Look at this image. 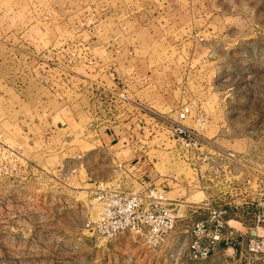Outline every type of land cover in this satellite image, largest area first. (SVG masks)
I'll return each mask as SVG.
<instances>
[{
	"label": "rangeland",
	"instance_id": "obj_1",
	"mask_svg": "<svg viewBox=\"0 0 264 264\" xmlns=\"http://www.w3.org/2000/svg\"><path fill=\"white\" fill-rule=\"evenodd\" d=\"M134 100L167 116L190 102L185 123L245 153L243 175L264 180V0H0V264L235 263L220 251L189 256L191 224L208 215L188 202L156 247L130 230H86L92 194L76 178H109L137 138L153 143L150 122L123 118ZM95 125L120 139L114 155L92 141ZM17 144L19 160L50 170L28 176L8 154ZM63 159L77 167L69 180ZM162 161L163 172L191 174ZM175 184L185 201L206 196ZM229 215L253 223L251 207L231 203Z\"/></svg>",
	"mask_w": 264,
	"mask_h": 264
},
{
	"label": "built area",
	"instance_id": "obj_2",
	"mask_svg": "<svg viewBox=\"0 0 264 264\" xmlns=\"http://www.w3.org/2000/svg\"><path fill=\"white\" fill-rule=\"evenodd\" d=\"M121 95L126 97L123 93ZM124 103L131 106V113L123 118L131 122L151 123L146 129L153 143L137 138L133 145L140 158L149 160L151 168L162 177L161 180L185 182L206 192V196L190 201L177 196L169 197L166 194L167 185L161 180L154 181L146 175V171L132 167L127 159H116V174L96 179L90 189L94 216L85 222L89 234L108 239L121 231L130 230L141 236L147 245L156 247L174 227L176 219L184 215L181 206L188 202L195 209H205L208 215L191 224L192 238L188 247L191 258H207L220 242L232 245L234 237L242 235L247 239L246 249L241 253L242 264H255L257 258L264 256V180L243 175L242 166L247 164L245 153L236 152L186 124L185 120L192 114L190 102H183L174 116L161 114L143 102ZM92 130L98 132L99 128L95 125ZM150 146L155 149L152 155L149 154ZM22 149L23 146L17 144L8 148V154L15 163L19 162L17 166L28 171V176L37 171L47 173L50 170L32 164L27 157L19 160L23 156ZM76 155L77 158L82 157V153ZM159 160H163L165 165L182 161L191 174L187 175L184 170L180 173L183 178H180L174 171L163 172L156 165ZM66 164L64 159L56 164L59 170L66 166L63 173L58 170L59 175L65 176L63 178H68L77 169ZM231 203L252 208L253 223L244 232L230 223Z\"/></svg>",
	"mask_w": 264,
	"mask_h": 264
},
{
	"label": "crops",
	"instance_id": "obj_3",
	"mask_svg": "<svg viewBox=\"0 0 264 264\" xmlns=\"http://www.w3.org/2000/svg\"><path fill=\"white\" fill-rule=\"evenodd\" d=\"M144 103V102H143ZM146 105V104H144ZM100 131V128H99ZM90 133H92V136H94V138L92 139V141H98L100 142V144L106 148L109 149V153H111L112 155H114V146L118 143V141L120 139H116L117 135L115 136L111 131H105V132H95L91 129ZM38 137H36L37 139ZM39 139V138H38ZM96 142V145L99 143ZM99 145V144H98ZM113 149V150H112ZM131 151L130 153L133 154V156L129 159L130 161H128L129 163L132 164L133 166H137L138 169H141L143 171H146V175L149 176L150 178H152L154 181H160L162 179L161 176H159L155 171H153V169L151 168L150 164H149V160L146 158L141 159L140 158V153L136 152L135 149L130 148ZM56 152H59L60 149L55 150ZM116 157V156H115ZM113 158V157H112ZM117 158V157H116ZM114 159V158H113ZM125 159V158H123ZM115 160V159H114ZM114 163H111V167L113 169ZM115 169V167H114ZM80 176V175H79ZM114 176V175H113ZM111 176V177H113ZM70 177L72 178V176H68V180L70 179ZM78 182L80 181H84V179H87V183H89L90 186H88V191L91 194V187L93 185V182L98 179V178H93L92 179V175L91 173L86 172L85 173V177L81 178L78 177L76 178ZM72 180V179H71ZM162 183H165L167 185L166 187V194L170 193L173 196H177L179 194H181L182 192L185 193V189L182 186H178L175 184V182H172L170 179H168L167 181L163 182L164 180H161ZM72 182H70L71 184ZM73 184V183H72ZM240 222V224L242 225V221L237 220ZM240 229L241 232H244L245 230L242 227L236 226ZM246 243H247V239L245 236L242 235H236L234 237V241L232 245H225L223 242H220L219 245L217 246V248L209 255H213L214 253L220 251L221 253L225 254V253H230L232 255L231 258H235V263L234 264H241L243 262V258L241 256V253L243 251H245L246 249Z\"/></svg>",
	"mask_w": 264,
	"mask_h": 264
},
{
	"label": "bare ground",
	"instance_id": "obj_4",
	"mask_svg": "<svg viewBox=\"0 0 264 264\" xmlns=\"http://www.w3.org/2000/svg\"><path fill=\"white\" fill-rule=\"evenodd\" d=\"M201 191V190H200ZM203 192V191H202ZM204 193V192H203ZM230 221H234V220H230Z\"/></svg>",
	"mask_w": 264,
	"mask_h": 264
}]
</instances>
